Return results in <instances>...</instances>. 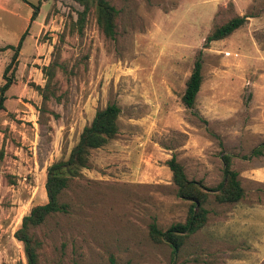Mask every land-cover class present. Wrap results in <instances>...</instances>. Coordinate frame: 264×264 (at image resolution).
I'll return each mask as SVG.
<instances>
[{
	"label": "rangeland",
	"instance_id": "1",
	"mask_svg": "<svg viewBox=\"0 0 264 264\" xmlns=\"http://www.w3.org/2000/svg\"><path fill=\"white\" fill-rule=\"evenodd\" d=\"M105 1L117 11L112 38L74 0H0V88L27 32L0 111V264H26L14 233L47 203V168L110 104L121 110L118 134L69 176V212L31 230L39 264H264V183L248 177L264 173V149L251 156L264 145V0ZM235 17L247 22L204 48ZM200 52L189 110L181 97ZM223 156L243 199L219 204L208 193L206 223L176 253L152 240L151 224H185L191 206L166 162L175 157L188 181L210 191L224 180Z\"/></svg>",
	"mask_w": 264,
	"mask_h": 264
},
{
	"label": "trees",
	"instance_id": "2",
	"mask_svg": "<svg viewBox=\"0 0 264 264\" xmlns=\"http://www.w3.org/2000/svg\"><path fill=\"white\" fill-rule=\"evenodd\" d=\"M74 1L84 7L82 17L93 8L95 10L96 23L103 34L108 38L114 36L117 11L113 7L105 0ZM38 12L39 5L34 7L30 22L35 20ZM246 22V17H235L226 24L217 27L206 38L204 48H208V45L212 42L221 41L231 36ZM26 35L27 32L21 37L18 46L14 49L10 64L5 69L4 79L6 83L0 88V111H3L5 108V92L11 85V79H8L6 75L11 66L17 63L19 51ZM8 49L11 48L6 47L3 50ZM201 54L200 52L194 62L190 77L185 84V91L181 97L182 105L189 110L194 108L196 97L202 84ZM120 114L121 110L116 104L107 105L104 109L97 111L91 124L83 129L77 144L71 150L68 158L54 163L47 168L44 185L47 203L34 206L29 214L22 219L20 228L14 233V238L23 245L26 264H39L41 243L31 233V230L41 226L49 216L67 214L69 212V206L61 201V195L68 188L70 182L69 176H76L80 169L87 168L89 153L104 147L116 137L118 134L117 121ZM261 148L264 149V145L254 149L251 156H261ZM222 162L224 165V180L216 189L210 191H207L199 183L188 181L183 167L176 161L175 157L166 162L172 174V182L177 188L178 198L182 201L190 202L191 206L185 224L172 225L165 232L160 231L154 223L151 224L149 236L152 240L167 244L176 253L183 239L196 233L206 223L207 211L202 208V205L206 202L208 193L214 194L219 204H237L243 199L244 191L238 179V173L229 168L230 157L223 156Z\"/></svg>",
	"mask_w": 264,
	"mask_h": 264
},
{
	"label": "crops",
	"instance_id": "3",
	"mask_svg": "<svg viewBox=\"0 0 264 264\" xmlns=\"http://www.w3.org/2000/svg\"><path fill=\"white\" fill-rule=\"evenodd\" d=\"M20 63L18 62V68H17V72L15 74V79L17 78L16 75L19 74L20 72ZM245 175L244 174H240V178H243ZM249 178H251V180L258 182V183H264V173L263 172H252L251 174H249L248 176ZM264 214V212H263ZM264 216V215H263Z\"/></svg>",
	"mask_w": 264,
	"mask_h": 264
}]
</instances>
